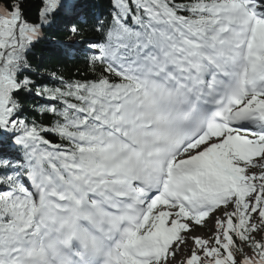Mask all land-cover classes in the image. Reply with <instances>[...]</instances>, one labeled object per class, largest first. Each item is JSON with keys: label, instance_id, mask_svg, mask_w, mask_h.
Returning <instances> with one entry per match:
<instances>
[{"label": "snow or ice", "instance_id": "1", "mask_svg": "<svg viewBox=\"0 0 264 264\" xmlns=\"http://www.w3.org/2000/svg\"><path fill=\"white\" fill-rule=\"evenodd\" d=\"M0 264H264V0H0Z\"/></svg>", "mask_w": 264, "mask_h": 264}, {"label": "trees", "instance_id": "2", "mask_svg": "<svg viewBox=\"0 0 264 264\" xmlns=\"http://www.w3.org/2000/svg\"><path fill=\"white\" fill-rule=\"evenodd\" d=\"M29 3L33 4V12H34V11H35V8L38 6V0H29ZM35 52H36L37 59L34 60V63H35V62H39L40 48L38 47L37 49H35ZM44 63H45V64H48V63L55 64L56 61H55V60L50 61V60L47 58V53H45ZM72 71H75V69H72Z\"/></svg>", "mask_w": 264, "mask_h": 264}, {"label": "rangeland", "instance_id": "3", "mask_svg": "<svg viewBox=\"0 0 264 264\" xmlns=\"http://www.w3.org/2000/svg\"><path fill=\"white\" fill-rule=\"evenodd\" d=\"M198 231H202V230H198Z\"/></svg>", "mask_w": 264, "mask_h": 264}]
</instances>
